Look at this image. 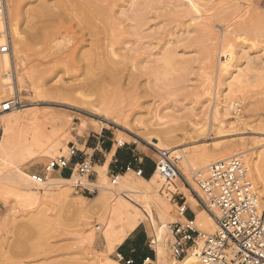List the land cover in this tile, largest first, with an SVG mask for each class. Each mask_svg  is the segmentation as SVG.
<instances>
[{
    "label": "rangeland",
    "instance_id": "374dc122",
    "mask_svg": "<svg viewBox=\"0 0 264 264\" xmlns=\"http://www.w3.org/2000/svg\"><path fill=\"white\" fill-rule=\"evenodd\" d=\"M16 1L21 6L25 44L17 50L13 39L17 63L12 77L9 65L1 67L4 61L0 58V86L14 83L15 78L27 81L18 88L28 107L11 114L34 111L39 117L37 122L20 119V124L10 130L12 145L4 151V126L0 127V264H122L120 245L110 250L106 238L109 211L105 206H95L91 201L95 195L89 192V183L100 185L103 178L115 187L110 164L118 149H135L142 164L152 167L148 179L133 171L119 175L158 191L161 206L175 222L180 219L177 202L186 201L181 200L183 196L190 206L197 204L184 182L198 191L195 180L200 172L205 175L219 156L228 153L223 147L250 151L243 158L252 168L250 160L262 152L258 141L264 139V0H94L108 9V17L94 20L93 26H87L84 15L75 10V0ZM46 10L51 15H46ZM97 31H101L100 43L93 39ZM109 42L110 52L113 50L117 57L104 50L98 52L99 45ZM228 51L234 53V59L225 66ZM99 53H109L112 58ZM98 57L106 63L117 60L118 68L125 62L126 69L122 66V70L116 67L109 71L102 68L104 63ZM131 67L134 71L128 72ZM70 83L87 98L79 100L77 92L69 99L62 98L58 89ZM7 92L2 89L0 102ZM219 102L226 106L236 102V108L217 116L215 107L222 109ZM109 113L121 122L104 126L102 118ZM99 135L111 140L113 150L94 168L98 176L62 184L50 195L34 188L26 192L20 186L23 173L42 174L52 159L68 156L71 143L82 149L86 141H95ZM159 142L164 149H174L172 158L179 177L172 183L156 171L161 161ZM249 171L261 196L253 170ZM155 173L154 184L144 180H151ZM78 184L83 186L76 188ZM64 188L70 192L69 201L60 196L59 190ZM76 200L84 201L87 211H80ZM115 207L117 201L112 203ZM194 210L197 214L203 209ZM131 211L136 214V210ZM154 215L163 227L157 210ZM125 221L117 222V236ZM140 225L158 239L148 221ZM164 234L162 243L167 246L170 235L167 231ZM163 257L167 264L181 262L170 256L168 247Z\"/></svg>",
    "mask_w": 264,
    "mask_h": 264
},
{
    "label": "built area",
    "instance_id": "2783aa9c",
    "mask_svg": "<svg viewBox=\"0 0 264 264\" xmlns=\"http://www.w3.org/2000/svg\"><path fill=\"white\" fill-rule=\"evenodd\" d=\"M7 0H0V58L12 53V35L8 23ZM13 72L10 71L12 77ZM12 79V78H11ZM13 81V79H12ZM12 87V90H11ZM8 95L0 102V113L19 109L23 99L18 86L12 82L5 88ZM0 96L3 94L0 91ZM97 148H104L107 139L99 135L96 137ZM121 146V145H120ZM123 147L125 145H122ZM121 146V147H122ZM79 149L76 144L69 145L68 156L52 159L44 173L32 174L33 180L38 184L46 182L48 175L56 170H69L70 178L75 174L81 179L90 180L95 175L94 163L91 158H84L74 162ZM161 161L156 166V171L166 182L172 183L179 177V170L173 158L161 156ZM135 163L140 166H135ZM130 163L125 171H133L139 177H145V170L139 159ZM195 180L198 191L189 182L191 193L197 200L198 209L209 212L216 221L217 231L207 233L203 231L196 221V212L187 204L185 196L177 202L179 220L169 223L165 228L170 235L168 250L175 261H184L192 256L200 264H264V208L261 207L259 194L256 191L249 171L242 157H233L211 164L205 175L200 174ZM118 174L112 177L113 184H117ZM75 185V184H74ZM83 185L78 184L76 188ZM89 191V189H86ZM95 194L92 190L89 191ZM158 241L153 237L150 247L156 259H145L143 264H155L158 259ZM128 260L126 264H133Z\"/></svg>",
    "mask_w": 264,
    "mask_h": 264
},
{
    "label": "bare ground",
    "instance_id": "6f19581e",
    "mask_svg": "<svg viewBox=\"0 0 264 264\" xmlns=\"http://www.w3.org/2000/svg\"><path fill=\"white\" fill-rule=\"evenodd\" d=\"M9 0H7V4H8V8L9 6L10 7V12H9V9H8V23H9V28H10V31H11V35H12V53L10 55H6L4 57L1 58V60H3V64H1V67L3 69H5V66L9 65L8 68H10L12 70V72H14L15 70V66H16V63H17V58L15 57V54H13V39L16 41V45H17V50H20L23 48L25 42H24V36L22 34V28H21V24H20V17H22V13H21V6L17 3L16 0H10L11 2L8 3ZM191 4H192V7L195 8L196 5L193 1H190ZM10 4V5H9ZM74 5V3H73ZM106 5V4H105ZM110 6V5H109ZM47 8V7H46ZM47 10H50V9H47ZM47 10L45 11V14L47 12ZM75 10L77 12H79V14H82L84 15V19L83 20L85 23H87V26L89 24V26H93V21L97 20V19H102L104 20V17L107 15V10L101 5L99 4L98 2L94 1V0H75ZM111 12V10H109ZM49 12V11H48ZM52 12V11H51ZM50 13V12H49ZM49 13H47L46 15H48ZM51 15V14H49ZM83 17V16H82ZM108 16H106L107 18ZM12 18V20H11ZM83 19V18H82ZM82 22V23H84ZM102 22V21H101ZM114 22V21H113ZM104 23V22H103ZM105 24V23H104ZM97 25V24H96ZM108 25V24H107ZM106 26V25H105ZM109 26V25H108ZM112 26V24H111ZM101 27V26H100ZM0 28H2V24L0 23ZM102 28V33H103V27ZM112 28V27H111ZM47 29V28H46ZM91 29V27H90ZM97 29V28H96ZM106 29V28H105ZM80 30V29H79ZM93 30V28H92ZM108 31L109 28H108ZM113 31H115L113 29ZM85 32V31H84ZM101 32V31H100ZM100 32H94L93 34V39L95 40H98V42H102V37L100 36ZM107 32V31H106ZM112 32V31H111ZM105 33V32H104ZM115 33V32H114ZM105 35V34H104ZM92 37V36H91ZM111 37V36H110ZM109 38V37H107ZM112 38V37H111ZM104 40V39H103ZM110 40V39H109ZM113 40V39H112ZM27 42V41H26ZM106 42V40H105ZM95 43V42H94ZM108 43V42H107ZM112 43V42H111ZM109 42V44H102L99 45L98 47V52L99 50H104V53L106 52H110V47H111V44ZM93 45V43H92ZM97 45V44H96ZM97 45V46H98ZM114 45V44H112ZM96 46V48H97ZM108 49V50H107ZM115 50V48H114ZM132 50V49H131ZM106 51V52H105ZM17 52V51H16ZM97 52V53H98ZM102 52V51H101ZM111 53V52H110ZM99 56H103L105 54L103 53H99L98 54ZM113 55L116 56L115 52L112 50V53H111V56ZM124 55V54H123ZM22 56V55H21ZM91 56V55H90ZM106 56V55H105ZM109 56V53L108 55ZM106 56V57H107ZM111 56H109L110 58H112ZM105 57V58H106ZM117 57V56H116ZM119 57V56H118ZM126 58V57H125ZM168 58V57H167ZM88 59V58H86ZM93 58H91V61H92ZM95 59V57H94ZM100 59V60H98ZM98 61L103 64L102 68H105L109 71H111L112 69L114 70V68L116 69L117 66L116 65V62H118L116 60V62L113 60L114 62H112L111 60H107V63L105 61L104 58H101V57H98ZM234 59V53L232 51H228V55H226V61L227 63L225 64V66H229L230 65V62ZM131 61L129 59H125V61ZM169 60V59H168ZM171 60L173 61V59L171 58ZM171 60L169 61V63L171 62ZM89 61V60H88ZM124 61V60H123ZM133 61V60H132ZM110 62V64H109ZM134 62V61H133ZM90 63V62H89ZM97 63V61H96ZM119 63V62H118ZM117 63V64H118ZM128 63V62H127ZM132 64V62H130ZM167 62H165L166 64ZM172 63V62H171ZM130 64V65H131ZM88 65V64H87ZM125 65V62L124 64L121 65L120 63V67H121V70H122V66ZM129 65V63L127 64ZM119 66V64H118ZM132 66V65H131ZM94 67V65H93ZM101 67V65H100ZM119 67V68H120ZM125 67V66H124ZM168 67V66H167ZM118 68V67H117ZM118 68V69H119ZM131 69H129L128 72L130 71H134L133 70V67H131ZM89 69V68H88ZM93 69V68H92ZM126 69V67H125ZM128 69V68H127ZM136 69V68H135ZM87 70V69H86ZM88 71V70H87ZM127 71V70H126ZM124 72V70H123ZM138 72V71H137ZM115 73V71H114ZM132 73V72H131ZM139 73V72H138ZM93 74V73H92ZM113 73H111V76H112ZM116 74V73H115ZM114 75V74H113ZM117 75V74H116ZM119 75V74H118ZM117 75V76H118ZM129 75V74H127ZM134 75V74H133ZM96 75L94 74V77ZM100 76V75H98ZM108 76V74H107ZM93 77V76H92ZM97 77V76H96ZM95 77V78H96ZM106 77V76H105ZM114 77V76H113ZM124 77V76H123ZM128 77V76H127ZM107 79L109 80V78L107 77ZM137 79V77H136ZM102 79H100L101 81ZM118 80V79H117ZM122 81V78L120 79ZM131 80V79H130ZM110 81V80H109ZM107 81V82H109ZM119 81V80H118ZM83 82V81H82ZM137 82V81H136ZM20 83L22 85H25L27 83V81L25 80H22V79H19V78H15V86H18L20 85ZM76 83V82H75ZM94 83V82H93ZM77 84V83H76ZM97 84V82H96ZM99 84V83H98ZM10 84L8 83H3L2 86H0V91H3L4 92H7L8 90L5 89L9 86ZM69 86H64L62 87V89H58V91L61 93L60 95L63 96L62 98H70L72 95H74V93L77 92V90H79L80 88L76 87L74 84H67ZM78 85V84H77ZM85 85V83H84ZM88 85H92V84H88ZM33 86V85H31ZM78 86H82V85H78ZM87 86V85H86ZM103 87V85H102ZM81 88H84L81 87ZM86 88V87H85ZM84 88V89H85ZM89 88V87H88ZM105 88H106V82H105ZM33 89H34V86H33ZM91 89V87H90ZM63 90V91H62ZM88 90V89H86ZM90 91V90H89ZM87 92V91H86ZM78 93V94H77ZM76 95H78V99L79 100H85L87 97L86 95L81 92H77ZM101 93V92H100ZM107 93V92H106ZM94 94V93H93ZM57 95V94H56ZM59 95V96H60ZM97 95V94H96ZM103 95V94H102ZM98 97V96H97ZM96 97V98H97ZM101 97V96H100ZM110 98V97H109ZM100 99V98H99ZM103 99V97H102ZM89 100V99H88ZM114 101V100H113ZM80 102V101H79ZM86 102V101H85ZM98 103V102H97ZM103 103V102H102ZM106 103V102H105ZM112 103V102H111ZM49 104V103H48ZM77 104V103H75ZM113 104V103H112ZM111 104V106H112ZM219 105L222 106V109H218L217 107H215V112H216V115L218 116L219 114H226L229 113V110H233L236 108V102L230 106H226L224 105L222 102H219L218 103ZM80 105V104H78ZM77 105V106H78ZM96 105V104H95ZM106 105V104H105ZM133 105V104H132ZM76 106V105H75ZM111 106L107 105L106 109L107 110H111ZM128 106V105H127ZM28 107V105L26 104H23L19 109L17 110H14V111H22V109ZM100 107V106H99ZM103 107V106H102ZM122 107V106H121ZM73 108V106H72ZM87 108V107H86ZM128 108V107H126ZM99 109V108H98ZM101 109V108H100ZM105 109V108H104ZM114 109V108H113ZM87 110V109H86ZM14 111H10V112H3V113H0V127L1 126H4V141H3V145H2V149L3 151L7 148V146H10L12 145L11 144V141L12 139L10 140V130L13 129L14 127H17L19 124H20V119H24V120H27L28 122H32V121H35L37 122V119H38V113L37 112H27V114H21V115H12L11 113L14 112ZM106 111V110H105ZM104 112V110H103ZM108 112V111H107ZM105 113V112H104ZM120 113V112H119ZM20 114V113H19ZM103 114V113H102ZM94 115V114H93ZM127 115V114H126ZM132 116V115H131ZM125 117V116H124ZM224 117V116H223ZM129 118V117H128ZM216 118V117H215ZM121 119L119 118H116V117H113L111 116V114L109 113L105 118H102V121L101 123L104 125V126H108L112 123L116 124V122H121L120 121ZM126 121V120H125ZM219 121V120H218ZM34 123V122H33ZM124 123V122H123ZM127 123V122H126ZM220 123V122H219ZM27 124V123H26ZM132 124V123H131ZM113 125V124H112ZM121 125V124H120ZM123 126V125H122ZM128 126V125H127ZM132 126V125H131ZM124 127V126H123ZM129 127V126H128ZM139 127V126H138ZM137 127V128H138ZM22 128V127H21ZM223 128V127H221ZM248 128V127H247ZM20 129V128H19ZM127 129V128H126ZM131 129L133 130V128L131 127ZM130 129V130H131ZM264 133V132H262ZM262 133H257L259 135H261ZM256 134V135H257ZM263 135V134H262ZM261 135V136H262ZM15 136V135H14ZM261 138V137H260ZM264 138V137H263ZM14 141V140H13ZM15 142V141H14ZM160 143V142H159ZM259 143V146L261 147L262 149V152L260 153V155H258L257 157H254L250 160V163L252 166V168L248 167L247 163H246V166L248 168V171L249 170H253V173L255 175V179H256V182L257 184L259 185V188H260V194L261 196L259 195V199H260V203L262 204V206H264V139H260L258 141ZM119 145H125V143H119ZM160 147H158V152L161 156H163L166 160L168 158H172V151H174V149H164L163 148V144L160 143L159 145ZM11 148V147H10ZM225 151H228L227 154H224V155H221L217 158V160L219 161H223V160H226V159H230V158H233V157H242L243 158V154L247 153V152H250V151H239L238 149H236L235 147L233 146H225L223 147ZM181 149V148H180ZM8 151V150H7ZM9 152V151H8ZM181 152H184V149H181ZM4 153V152H3ZM179 156V155H178ZM180 157V156H179ZM244 159V158H243ZM217 161V162H218ZM96 167V165L94 164V168ZM209 167V166H208ZM205 168V167H204ZM159 173V171H157ZM250 172V171H249ZM199 173V172H197ZM201 174V172L199 173V175ZM154 175V174H153ZM198 175V176H199ZM32 175H28L26 173H23L22 175V180H21V183H20V186L23 187V189L27 192V191H31L33 188L36 189V191H41L44 195L45 194H49L54 192V191H57L56 188H59L60 186L62 187V184L63 185H66V184H69L70 182H72L74 180L75 182V179L77 181H81V178L78 177L76 174L71 177V178H62V177H53L51 175H48L47 177V180L45 183L43 184H38L36 183L33 178L31 177ZM77 176V178H76ZM119 179L121 180V182L119 183ZM147 179V178H146ZM144 178L145 181H147L150 185L154 184L155 183V179H156V173L155 175L153 176V178L151 180H146ZM134 183V182H133ZM129 181L128 177L125 175V176H120L118 174V181H117V184H113V182L111 183L113 186H115L114 188L110 187L108 184V182L106 181V179H102L101 180V183L100 185L96 184V183H89V186L91 187L92 191L95 193V197L93 199H91L92 203L95 205V206H105L108 211H109V215H108V219L110 220L109 222V231L107 232L106 234V238L108 240V243L110 244V250L115 246H118V245H121L135 230L136 228L139 226L140 223H142L143 221H148L153 227L154 229L157 231V241L159 242L158 243V259L156 261V264H167L164 260V257L165 256V249H166V245L162 243V238L163 236H165L164 232H166V227L169 223H166V221H169L170 223H173V221L175 222V219L174 217L170 216L167 211L161 206V203L159 201V194H157L158 191H153L151 189V187H144L142 185H138V184H133ZM157 183V182H156ZM143 184V183H142ZM254 184V183H253ZM117 185V186H116ZM254 187H255V184H254ZM256 189V187H255ZM60 196L63 200H68L69 201V198H70V192L67 188H64V189H60ZM257 191V189H256ZM25 192V194H27ZM57 194V193H56ZM72 194V193H71ZM27 196V195H26ZM31 196V195H30ZM193 196V195H192ZM32 198V197H31ZM112 198H114V200H112ZM193 200L196 201L197 203V200L195 199V197L193 196L192 197ZM30 201V200H29ZM62 201V200H61ZM71 201V200H70ZM73 201V200H72ZM77 202H75L77 205V208L84 212V211H87V207L83 204L82 201H78L76 200ZM113 201H117V207L115 208H112V203ZM73 203V204H75ZM75 204V205H76ZM187 204L189 205V202H187ZM87 205V204H86ZM190 206V205H189ZM198 206V203L196 204L195 208L198 210L197 208ZM192 207V206H191ZM193 209H195L194 207H192ZM132 209L136 210V214H133L132 213ZM154 210H157V212L159 213V218H160V221H162V224H164L163 227H161L160 225H158V220L156 219L155 215H154ZM195 211V210H194ZM196 212V211H195ZM124 219H126L125 221V228L123 229V231L121 232V234H119L117 236V234H115V231H116V224L117 222H121L123 221ZM107 221V220H106ZM196 221H197V224L198 222L201 224V226L204 227V229L206 230H203L207 233H215L217 231V224H216V221H215V218L207 211H204V210H200L198 211V213L196 214ZM199 225V224H198ZM98 228H101V227H98ZM105 231V230H104ZM94 239V238H93ZM92 240V239H91ZM106 240V239H105ZM107 243V242H106ZM112 247V248H111ZM99 262V261H98ZM168 262V261H167ZM104 263V261H103ZM95 264H96V261H95ZM115 264V263H114ZM180 264H200L196 258L192 257V256H189L187 257L184 261H181Z\"/></svg>",
    "mask_w": 264,
    "mask_h": 264
},
{
    "label": "crops",
    "instance_id": "0c3cea01",
    "mask_svg": "<svg viewBox=\"0 0 264 264\" xmlns=\"http://www.w3.org/2000/svg\"><path fill=\"white\" fill-rule=\"evenodd\" d=\"M106 139L107 145L103 149L96 147L98 143L97 139L90 143L86 141L83 144V148L79 149V154L74 159V162H79L84 158H91L96 166H100L103 158L106 157V153L113 150L110 149V147H112L111 140L108 141V138ZM89 151H92V154H90ZM136 159L141 161V166L145 170V173H153L152 167L147 163L142 164L143 159L138 157L136 150L132 148L118 149L113 156L110 169L114 174H122L130 163H135ZM135 166H138V163H135ZM95 172L94 176H98V172ZM53 174L54 176L68 179L70 178L71 172L69 170H56ZM151 238L152 235H150L149 231L142 227V225L136 228V230L118 247L120 263L126 264L128 260H133V264H143L145 259L148 258L154 261L156 256L153 249L150 247Z\"/></svg>",
    "mask_w": 264,
    "mask_h": 264
},
{
    "label": "trees",
    "instance_id": "16d2710c",
    "mask_svg": "<svg viewBox=\"0 0 264 264\" xmlns=\"http://www.w3.org/2000/svg\"><path fill=\"white\" fill-rule=\"evenodd\" d=\"M152 174H149V173H145V178H150Z\"/></svg>",
    "mask_w": 264,
    "mask_h": 264
}]
</instances>
